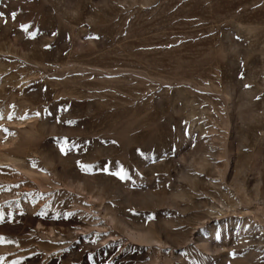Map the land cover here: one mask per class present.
<instances>
[{
  "label": "rangeland",
  "instance_id": "1",
  "mask_svg": "<svg viewBox=\"0 0 264 264\" xmlns=\"http://www.w3.org/2000/svg\"><path fill=\"white\" fill-rule=\"evenodd\" d=\"M0 264H264V0H0Z\"/></svg>",
  "mask_w": 264,
  "mask_h": 264
},
{
  "label": "snow or ice",
  "instance_id": "2",
  "mask_svg": "<svg viewBox=\"0 0 264 264\" xmlns=\"http://www.w3.org/2000/svg\"><path fill=\"white\" fill-rule=\"evenodd\" d=\"M15 16V14H13V17Z\"/></svg>",
  "mask_w": 264,
  "mask_h": 264
}]
</instances>
